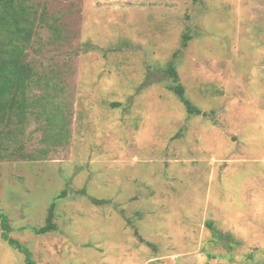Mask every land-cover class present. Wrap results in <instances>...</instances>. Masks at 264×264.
Returning <instances> with one entry per match:
<instances>
[{
	"label": "rangeland",
	"instance_id": "rangeland-1",
	"mask_svg": "<svg viewBox=\"0 0 264 264\" xmlns=\"http://www.w3.org/2000/svg\"><path fill=\"white\" fill-rule=\"evenodd\" d=\"M36 2L11 237L36 264H264V0ZM0 264H27L1 222Z\"/></svg>",
	"mask_w": 264,
	"mask_h": 264
},
{
	"label": "trees",
	"instance_id": "trees-1",
	"mask_svg": "<svg viewBox=\"0 0 264 264\" xmlns=\"http://www.w3.org/2000/svg\"><path fill=\"white\" fill-rule=\"evenodd\" d=\"M37 12L36 0H0V161L25 158L24 138L27 126L32 116L46 114V111L35 110L37 105L47 103L48 100L44 97L37 99L31 97L36 72L27 60L28 50L37 34ZM40 21V28L48 27L56 36L59 34L57 22L50 20L46 10ZM184 47H187V41ZM167 74L173 80L169 89L177 93L192 113L202 114L201 111L192 108L187 101L185 87L180 83L173 63L169 66ZM48 121L50 122L49 119ZM28 157L34 159L33 156ZM62 197L61 195L59 199ZM94 202L97 205L105 203L98 200ZM54 205L49 210L46 226L37 229L38 234H46L57 229L54 223ZM0 222L3 238L25 255L27 264H36L30 250L11 237V221L1 212Z\"/></svg>",
	"mask_w": 264,
	"mask_h": 264
},
{
	"label": "crops",
	"instance_id": "crops-1",
	"mask_svg": "<svg viewBox=\"0 0 264 264\" xmlns=\"http://www.w3.org/2000/svg\"><path fill=\"white\" fill-rule=\"evenodd\" d=\"M198 115H200V114H198Z\"/></svg>",
	"mask_w": 264,
	"mask_h": 264
}]
</instances>
